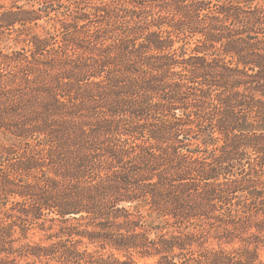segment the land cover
I'll return each mask as SVG.
<instances>
[{
	"label": "trees",
	"instance_id": "trees-1",
	"mask_svg": "<svg viewBox=\"0 0 264 264\" xmlns=\"http://www.w3.org/2000/svg\"><path fill=\"white\" fill-rule=\"evenodd\" d=\"M0 264H264V0H0Z\"/></svg>",
	"mask_w": 264,
	"mask_h": 264
}]
</instances>
